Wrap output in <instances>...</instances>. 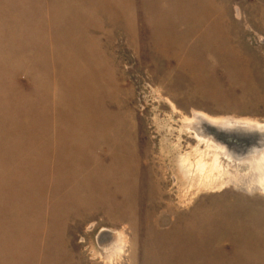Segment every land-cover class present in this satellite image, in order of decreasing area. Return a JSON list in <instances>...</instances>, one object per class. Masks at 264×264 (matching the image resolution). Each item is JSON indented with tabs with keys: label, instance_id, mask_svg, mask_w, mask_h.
Returning a JSON list of instances; mask_svg holds the SVG:
<instances>
[{
	"label": "rangeland",
	"instance_id": "1",
	"mask_svg": "<svg viewBox=\"0 0 264 264\" xmlns=\"http://www.w3.org/2000/svg\"><path fill=\"white\" fill-rule=\"evenodd\" d=\"M201 115L264 125V0H0V264H264L262 189L183 191Z\"/></svg>",
	"mask_w": 264,
	"mask_h": 264
},
{
	"label": "bare ground",
	"instance_id": "2",
	"mask_svg": "<svg viewBox=\"0 0 264 264\" xmlns=\"http://www.w3.org/2000/svg\"><path fill=\"white\" fill-rule=\"evenodd\" d=\"M261 124L252 120L203 115L197 119L186 117L183 128L187 127L190 130L191 133L188 132V135L197 144L195 156L189 152H182L179 156V165L187 180L184 193L197 191L201 186H211L214 184L213 181L223 176L231 183L244 188L259 187L264 192V125ZM235 125L249 129L236 130L235 127H230ZM183 131L185 130H180L179 133ZM234 133L238 134V139H234ZM178 147H181V137ZM202 147L205 150H202ZM115 231L118 234V241L112 249L102 253L104 256H110L122 248L123 233ZM106 235L110 236L109 233L104 236ZM107 239L102 237L99 241Z\"/></svg>",
	"mask_w": 264,
	"mask_h": 264
},
{
	"label": "water",
	"instance_id": "3",
	"mask_svg": "<svg viewBox=\"0 0 264 264\" xmlns=\"http://www.w3.org/2000/svg\"><path fill=\"white\" fill-rule=\"evenodd\" d=\"M226 126H229V125H226ZM230 127H235L236 130H240V129H243V130H245V129H249V127H245V126H244V127H241V126H237V125H235V126H230ZM238 137H239L238 134H235V133H234V139H235V138L238 139Z\"/></svg>",
	"mask_w": 264,
	"mask_h": 264
}]
</instances>
